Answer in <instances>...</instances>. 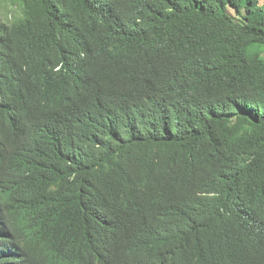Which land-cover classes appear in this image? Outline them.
<instances>
[{
  "label": "trees",
  "instance_id": "1",
  "mask_svg": "<svg viewBox=\"0 0 264 264\" xmlns=\"http://www.w3.org/2000/svg\"><path fill=\"white\" fill-rule=\"evenodd\" d=\"M8 1L0 264H264V0Z\"/></svg>",
  "mask_w": 264,
  "mask_h": 264
},
{
  "label": "rangeland",
  "instance_id": "2",
  "mask_svg": "<svg viewBox=\"0 0 264 264\" xmlns=\"http://www.w3.org/2000/svg\"><path fill=\"white\" fill-rule=\"evenodd\" d=\"M18 15V9L8 0H0V18L2 21H10ZM264 56V54H263Z\"/></svg>",
  "mask_w": 264,
  "mask_h": 264
},
{
  "label": "clouds",
  "instance_id": "3",
  "mask_svg": "<svg viewBox=\"0 0 264 264\" xmlns=\"http://www.w3.org/2000/svg\"><path fill=\"white\" fill-rule=\"evenodd\" d=\"M9 186H6L5 190H3L0 193V205L2 206L1 208L4 210V212H9V206H10V202L8 203V199L10 200V196H9ZM8 206V209H7Z\"/></svg>",
  "mask_w": 264,
  "mask_h": 264
}]
</instances>
